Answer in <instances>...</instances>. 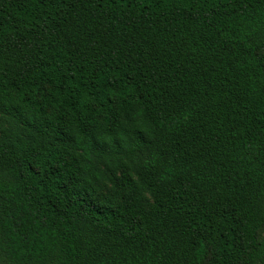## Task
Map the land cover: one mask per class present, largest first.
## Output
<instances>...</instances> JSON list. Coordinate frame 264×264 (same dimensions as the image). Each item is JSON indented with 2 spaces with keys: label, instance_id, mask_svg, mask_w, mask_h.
Listing matches in <instances>:
<instances>
[{
  "label": "trees",
  "instance_id": "16d2710c",
  "mask_svg": "<svg viewBox=\"0 0 264 264\" xmlns=\"http://www.w3.org/2000/svg\"><path fill=\"white\" fill-rule=\"evenodd\" d=\"M0 264H264V0H0Z\"/></svg>",
  "mask_w": 264,
  "mask_h": 264
}]
</instances>
